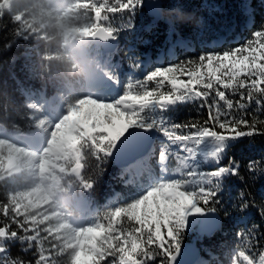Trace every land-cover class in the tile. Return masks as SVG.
<instances>
[{
  "label": "trees",
  "instance_id": "obj_1",
  "mask_svg": "<svg viewBox=\"0 0 264 264\" xmlns=\"http://www.w3.org/2000/svg\"><path fill=\"white\" fill-rule=\"evenodd\" d=\"M161 1L158 21L142 0H0V135L24 138L38 129L31 100L86 101L87 58L119 83L118 97L143 100L135 126L153 112L172 132L171 151L182 153L159 164L156 147L145 159L143 179L164 176L182 211L176 221L144 222L132 204L147 193L146 182L111 161L116 139L93 130L75 136L54 195L84 198L82 216L100 230L90 258L76 259L50 206L30 199L27 167L7 172L1 148L0 264H168L197 237L207 210L222 226L197 240L194 264H264V0ZM98 26L118 37L114 53L89 40ZM77 162L82 175L70 178Z\"/></svg>",
  "mask_w": 264,
  "mask_h": 264
},
{
  "label": "rangeland",
  "instance_id": "obj_2",
  "mask_svg": "<svg viewBox=\"0 0 264 264\" xmlns=\"http://www.w3.org/2000/svg\"><path fill=\"white\" fill-rule=\"evenodd\" d=\"M85 55V50L83 51ZM86 62V61H85ZM88 84L89 97L84 102L68 105L66 95L58 96L60 105L51 103L38 104L31 100L30 105L38 114L34 118L38 129L24 138H12L0 135V149L8 155L7 172H16L22 165L27 167L34 178L30 199L44 205H49L58 222V229L63 234L67 244L76 250V259L90 258L91 241L100 230L94 225H88L82 212L86 209V202L80 196L64 198L62 201L54 195V188L59 184V177L63 167L59 163L66 155L74 151L75 136L82 137L88 130L105 132L110 139H117L124 133L134 129L136 115L141 111L142 101L131 97H118L119 84L112 81L98 66L84 64ZM102 89H105L102 91ZM133 108V110H132ZM68 109L69 111L58 118L54 112ZM140 116V115H138ZM146 123L140 127H153L162 130L158 136L160 144L159 164L167 161L169 146L175 144L172 132L162 124V121L150 112L141 117ZM163 140V142H162ZM140 161L127 174L128 179L146 182L147 193L132 204L135 218L144 222L165 220L176 221L181 213V204L173 198L164 181H155L153 175L143 179L148 166ZM199 170L198 167L195 168ZM74 206V207H73ZM184 209V208H183Z\"/></svg>",
  "mask_w": 264,
  "mask_h": 264
},
{
  "label": "water",
  "instance_id": "obj_3",
  "mask_svg": "<svg viewBox=\"0 0 264 264\" xmlns=\"http://www.w3.org/2000/svg\"><path fill=\"white\" fill-rule=\"evenodd\" d=\"M142 4L144 12L148 16L158 21L162 18L163 6L161 0H142ZM89 40L95 48H100L107 54L114 53L119 46L118 37L103 26H98ZM157 137L158 131L153 127L131 129L114 141L108 155L116 167L128 169L149 155L157 142ZM82 168L81 163L70 168L69 177L79 179L83 172ZM221 226L222 220L216 211H205L201 214L196 227L197 237L184 243L171 254L168 264H194L200 258L197 240L201 241L204 238L211 237L218 229H221Z\"/></svg>",
  "mask_w": 264,
  "mask_h": 264
}]
</instances>
